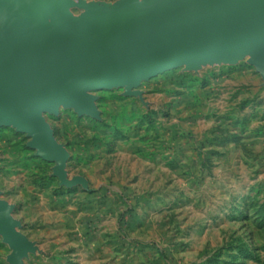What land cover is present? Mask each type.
<instances>
[{"label":"rangeland","instance_id":"1","mask_svg":"<svg viewBox=\"0 0 264 264\" xmlns=\"http://www.w3.org/2000/svg\"><path fill=\"white\" fill-rule=\"evenodd\" d=\"M69 13L118 0H70ZM92 91L98 118L44 113L65 179L0 126V200L34 251L19 264H264V82L245 55ZM12 250L0 233V264Z\"/></svg>","mask_w":264,"mask_h":264},{"label":"water","instance_id":"2","mask_svg":"<svg viewBox=\"0 0 264 264\" xmlns=\"http://www.w3.org/2000/svg\"><path fill=\"white\" fill-rule=\"evenodd\" d=\"M70 0H0V126L25 133L28 145L65 179L67 150L43 114L72 108L99 117L92 91L123 88L178 67L251 57L264 82V0H118L84 16ZM0 200V233L10 260L34 251Z\"/></svg>","mask_w":264,"mask_h":264}]
</instances>
